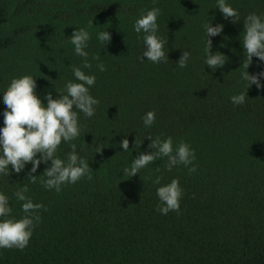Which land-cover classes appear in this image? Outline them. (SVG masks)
<instances>
[{"label": "trees", "instance_id": "trees-1", "mask_svg": "<svg viewBox=\"0 0 264 264\" xmlns=\"http://www.w3.org/2000/svg\"><path fill=\"white\" fill-rule=\"evenodd\" d=\"M226 3L240 13L235 24L217 0H0V127L3 92L23 75L34 77L46 104V93L57 98L66 94L67 81L78 82L72 67H81L96 77L89 92L99 101L91 118L78 113L80 136L56 152L66 161L74 144L91 180L48 190L40 180L50 162L33 173L36 183L30 163L19 174L9 165L10 175L0 176L12 217L24 215L14 196L24 185L25 195L44 205L28 246L0 249V264H264V77L260 88H248L241 77L243 21L250 13L264 15V0ZM153 7L160 9L156 35L166 41L168 62L140 59L144 33L134 23ZM208 21L224 26L210 37L211 51L228 57L215 70L204 63ZM80 28L90 34L84 50L91 68H83L70 42ZM104 30L108 44L98 39ZM185 50L190 58L180 68L176 61ZM247 71L264 72V61L253 57ZM241 92L245 103L232 104L230 97ZM148 111L156 120L146 128ZM149 136L171 137L174 149L187 143L196 171L189 173L191 165L168 171L162 157L129 177L124 170L134 157L152 150ZM125 137L127 151L120 147ZM157 177L160 185L179 180V214L157 211Z\"/></svg>", "mask_w": 264, "mask_h": 264}, {"label": "clouds", "instance_id": "clouds-1", "mask_svg": "<svg viewBox=\"0 0 264 264\" xmlns=\"http://www.w3.org/2000/svg\"><path fill=\"white\" fill-rule=\"evenodd\" d=\"M216 8L219 9L225 19L230 18L232 23L240 21V13L226 0H217ZM160 9L153 7L146 12H142L134 23L136 33H144L143 50L140 55L141 61L144 57L152 63L168 62L167 52H165L166 41L156 35L158 31L157 18ZM222 24L212 26L208 21L204 24L206 58L205 65L210 69L223 67L228 57L223 53L214 54L211 51L212 41L210 37L221 34ZM244 35L242 47L247 56V62L243 64L244 71L241 73L242 79L250 85L255 84L261 87L260 77H264V72L259 74H249V67L252 58L257 57L264 61V15L250 13L243 21ZM90 34L84 28L74 29L70 35V42L74 45L76 55L83 57V68H91L88 60V53L84 50ZM99 41L108 44L111 35L104 30L98 33ZM190 52L185 50L176 61L178 67H187ZM99 61V56H93ZM100 71L105 70L104 64L98 63ZM72 72L75 81L65 83V93L53 98L50 92L46 93L43 103L36 95V80L31 75H23L12 78L6 90L3 92V127H0V176H9V165L12 171L19 174L24 170L25 165L30 163L28 176L32 183H36V175H33L43 162L50 166L45 167L43 177L40 180L42 186L48 190L55 189L61 191V185L75 184L81 178L87 177L91 180V168L89 163L76 152V146L72 145V150L67 154V160L57 157L56 152L62 142H70L80 136V124L78 113H83L85 117L91 118L96 111L99 101L90 95L89 88L95 84L94 75H86L81 67L73 66ZM234 105H243L246 101V93L241 92L230 97ZM144 126L150 127L156 120L154 111H148L143 116ZM150 140L148 147L152 149L148 152H140L132 160L130 169L124 171L129 177L136 175L140 169L145 168L158 158L167 157L166 168L171 171L177 165H191L189 173L196 171L193 164L195 153L185 142H180L173 148L171 137L161 140L159 137ZM129 140L125 137L120 141L122 150L129 149ZM154 150V151H153ZM159 170V169H158ZM155 184L160 185V178L157 177ZM29 191L27 185L22 186L14 193L17 200L22 201L21 211L24 213L19 219L12 217L9 206V198L0 192V249L23 250L28 246L33 229L40 222L39 211L44 207L41 203H33L25 193ZM159 200L157 211L162 215H167L170 211L179 214L180 200L183 189L178 179H172L169 183L160 185L156 189Z\"/></svg>", "mask_w": 264, "mask_h": 264}]
</instances>
